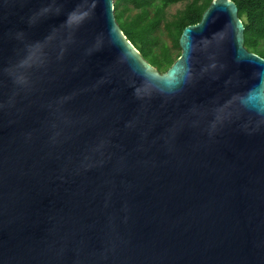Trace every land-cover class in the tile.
I'll return each instance as SVG.
<instances>
[{"label":"water","instance_id":"95a60500","mask_svg":"<svg viewBox=\"0 0 264 264\" xmlns=\"http://www.w3.org/2000/svg\"><path fill=\"white\" fill-rule=\"evenodd\" d=\"M211 0L160 73L113 0H0V264H264V59Z\"/></svg>","mask_w":264,"mask_h":264},{"label":"trees","instance_id":"16d2710c","mask_svg":"<svg viewBox=\"0 0 264 264\" xmlns=\"http://www.w3.org/2000/svg\"><path fill=\"white\" fill-rule=\"evenodd\" d=\"M244 27V47L264 59V0H231ZM184 7L168 16L172 5ZM211 0H113L115 20L126 39L160 73L179 56L182 30L196 24ZM166 35L169 44L160 39Z\"/></svg>","mask_w":264,"mask_h":264},{"label":"rangeland","instance_id":"374dc122","mask_svg":"<svg viewBox=\"0 0 264 264\" xmlns=\"http://www.w3.org/2000/svg\"><path fill=\"white\" fill-rule=\"evenodd\" d=\"M185 2L182 3H178L175 5H172L171 7L168 8L167 10V14L168 16H172L174 15L177 11L181 10L184 7ZM160 39L164 42H166L167 44H169V39L166 37L165 34L160 33Z\"/></svg>","mask_w":264,"mask_h":264}]
</instances>
